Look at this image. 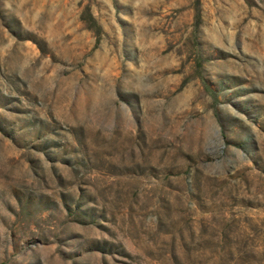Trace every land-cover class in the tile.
I'll return each instance as SVG.
<instances>
[{
    "label": "rangeland",
    "instance_id": "1",
    "mask_svg": "<svg viewBox=\"0 0 264 264\" xmlns=\"http://www.w3.org/2000/svg\"><path fill=\"white\" fill-rule=\"evenodd\" d=\"M1 263L264 264V0H0Z\"/></svg>",
    "mask_w": 264,
    "mask_h": 264
},
{
    "label": "trees",
    "instance_id": "2",
    "mask_svg": "<svg viewBox=\"0 0 264 264\" xmlns=\"http://www.w3.org/2000/svg\"><path fill=\"white\" fill-rule=\"evenodd\" d=\"M89 20L93 23V24H95V27H96V31H99V26L96 24V20H95V18L92 16V15H90L89 16ZM1 264H5V263H1Z\"/></svg>",
    "mask_w": 264,
    "mask_h": 264
}]
</instances>
